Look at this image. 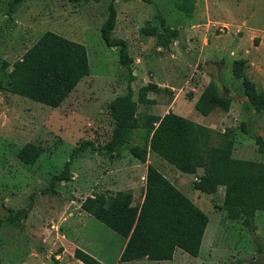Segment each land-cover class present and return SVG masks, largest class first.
I'll list each match as a JSON object with an SVG mask.
<instances>
[{
	"label": "rangeland",
	"instance_id": "obj_1",
	"mask_svg": "<svg viewBox=\"0 0 264 264\" xmlns=\"http://www.w3.org/2000/svg\"><path fill=\"white\" fill-rule=\"evenodd\" d=\"M195 1L130 0L121 2L127 6L124 8L119 3L114 5L118 14L111 38H118L119 30L130 19L126 42L134 75L130 82L132 98L136 100L137 88L147 81L171 87V93L148 92L154 102L138 103L136 111L161 116L175 105L174 113L213 129L211 144L229 139L232 157L264 162V153L251 136L264 140V109H246L239 79L229 74L231 62L244 55L242 69L248 79L251 81L248 74L253 69L262 70L264 76V62H251L246 52L252 48L264 52V0H222L228 8H236L237 21L225 9L218 17L213 13L203 19L192 17ZM215 3L213 0L212 6ZM106 4L107 0H0V264H78L70 257L77 245L95 255H113L123 238L80 210L79 202L95 192L113 194L129 189L132 203L139 204L147 163L208 218L199 256L189 258L177 250L169 264H264V211L254 213V228L246 227L240 217L230 219L220 207L222 186L213 193L193 187L202 168L193 174L183 173L152 152L144 162L138 161L128 148L144 145L148 136L145 130L134 129L129 141L111 154L99 149L109 140L112 129L107 104L124 92L128 75L119 64L117 47L105 46L100 38ZM201 26L208 29L200 31ZM245 26L252 29L248 35ZM164 27H174L177 33L170 37ZM45 30L83 44L88 63V74L56 107L14 94L8 88L10 64ZM203 71L231 97L227 111L214 108L203 116L194 110L189 96L204 86ZM255 89L264 93V79ZM84 140L91 141L93 147L87 145L74 157L69 179L56 182L54 194H42L40 190L47 187L50 176L61 171L72 147ZM25 143L34 147L29 162L16 157ZM29 204L24 218L14 222L5 219L9 210Z\"/></svg>",
	"mask_w": 264,
	"mask_h": 264
},
{
	"label": "trees",
	"instance_id": "obj_2",
	"mask_svg": "<svg viewBox=\"0 0 264 264\" xmlns=\"http://www.w3.org/2000/svg\"><path fill=\"white\" fill-rule=\"evenodd\" d=\"M18 0H15L17 2ZM72 3L98 2L100 0H68ZM114 0H107L106 16L99 27L102 42L107 47H117L118 61L127 70V81L123 93L114 96L107 104L112 120L109 140L99 146L105 154L120 150L130 139L134 129L148 133L143 146L133 144L128 150L138 161L144 162L150 151L183 173L193 174L202 168V174L192 184L204 193H213L222 186L220 207L228 218H241L244 226L254 228L253 217L257 210L264 211V162L234 158L231 156L229 139L211 144L213 129L192 121L170 110L161 116L136 111L137 104H151L148 92L171 93L167 87H158L147 81L132 98L130 82L131 58L127 42L120 37L111 38L116 10ZM168 36L176 29L164 27ZM245 60L234 59L230 65L233 78L239 79L241 93L246 97V109L260 112L264 109V93L256 91L253 83L243 71ZM6 66V65H5ZM8 72L9 90L17 95L50 107L58 106L77 82L88 74L86 50L83 44L67 39L55 32L45 30L10 64ZM189 98H191L189 96ZM231 97L220 91L215 79L202 88L193 102V108L205 116L214 108L227 111ZM241 129L245 131L242 123ZM257 148L264 153V140L251 135ZM87 145L84 140L72 147L68 159L59 173L50 176L42 194H54V185L69 179V166L74 157ZM34 147L25 143L16 152V157L29 162L35 154ZM27 208L9 210L5 219L14 222L26 216ZM79 208L97 221L125 238L118 261L170 260L175 249L197 256L202 235L207 223L206 214L156 167L147 163L144 175L142 199L132 203L129 189L117 190L113 194L92 193L79 202ZM74 259L82 264H103L80 248L72 250Z\"/></svg>",
	"mask_w": 264,
	"mask_h": 264
},
{
	"label": "crops",
	"instance_id": "obj_3",
	"mask_svg": "<svg viewBox=\"0 0 264 264\" xmlns=\"http://www.w3.org/2000/svg\"><path fill=\"white\" fill-rule=\"evenodd\" d=\"M123 1H125V2H128V1H130V0H114V5L116 6V4L117 3H119L120 5H121V2H123ZM211 2H213V0H196L195 1V7L193 8V10H192V12H191V14H193V16L192 17H195L196 15H199L200 16V18L201 19H203L205 16H208L210 13H213V15H215V17H218V15H219V13L218 12H220V11H222V9H225V11H227V13L230 15V18H232L234 21H237V10H236V8L235 9H231V8H228L227 6H226V3L225 2H223L222 0H214V2H216L215 3V5L214 6H212L213 4H211ZM126 4V3H125ZM128 4V3H127ZM211 4V5H210ZM123 8L124 7H127V6H125V5H121ZM234 11H235V13H234ZM117 11H116V17H117ZM124 17L127 19H129L130 17L127 15V14H125L124 15ZM194 19V18H193ZM198 19V18H197ZM127 21V20H126ZM195 21V20H194ZM130 19H129V21H127V22H125L124 24H123V27H121L122 29L121 30H119V32H118V37H120V38H122V39H127V37H126V33H127V29L128 28H130ZM114 25H116V22H115V24ZM196 25L197 26H200L201 24H199V22H196ZM235 25H237V24H235ZM206 28L208 29V27H204V26H201L200 27V31H204V30H206ZM250 32H252V29L251 28H249V27H247V26H245V33L248 35V33H250ZM264 33V32H263ZM206 40V43H207V40H208V36H207V38L205 39ZM247 52V58H249V60H251V62H252V60L254 61V63H257V64H262L263 62H264V52H261L260 50L258 51L257 49H251L250 51H246ZM239 58H242V59H244L245 57H244V55H240L239 56ZM212 61H215V59H213ZM216 62H219L217 59H216ZM246 63H248V62H246ZM229 74H230V72H229ZM250 77L249 78H251V82L255 85V88H258L259 87V83H261L262 84V82H263V79H264V76L262 75V70L260 71V72H255L254 71V69H253V71L251 72V73H249L248 74ZM214 79L213 77H210V76H208L204 71H203V75H202V81H203V84H204V86L210 81V79ZM216 81V80H215ZM216 83H217V85H218V87H219V82L218 81H216ZM156 84V83H155ZM157 85V84H156ZM160 85L158 84V87H159ZM203 86V87H204ZM202 87V88H203ZM160 88H162L161 86H160ZM168 89L169 88H171V87H167ZM202 88L199 90V91H197L196 93H193V95L191 96V98H189L190 100H191V104L193 105V102L196 100V98L198 97V95H199V93H200V91L202 90ZM170 90V89H169ZM263 91V90H262ZM264 92V91H263ZM229 96V95H228ZM150 98V97H149ZM176 98L174 97L173 98V101L175 100ZM171 104H172V102H171ZM173 108L174 109H172V110H170V111H172V112H175V105L173 106ZM177 113V112H176ZM182 114V113H181ZM205 116H207V115H205ZM150 152V151H149ZM148 152V153H149ZM165 176V175H164ZM166 177V176H165ZM167 178V177H166ZM168 179V178H167ZM142 180H143V184H144V177L142 176ZM169 180V179H168ZM170 181V180H169ZM171 182V181H170ZM142 184V185H143ZM123 190V189H122ZM81 210V209H80ZM108 228V227H107ZM113 231V230H112ZM114 232V231H113ZM124 242H125V238H123L122 239V241H121V244H120V246H119V249L112 255V253L110 254V256H108V255H105V256H99V255H95V254H93L92 252H89L87 249H85L83 246H81V245H77L76 246V248H80V249H82V250H84V251H86L87 253H89L90 255H92L93 257H95L96 259H98L100 262H102L103 264H108V262L109 261H114V263L115 264H117V262H118V264H140L141 263V261H145V262H149V261H151V260H145V259H143V260H129V261H121V262H119L118 261V256H119V254H120V251H121V249H122V247H123V245H124ZM75 248V247H74ZM73 248V249H74ZM177 250H179V249H175L174 250V252H173V254H172V258L170 259V260H159V261H151V263H149V264H160V262H162V263H166V264H169V262H172V260L174 259V256L176 255V252H177ZM185 254H187V253H185ZM185 256L186 255H183L182 253H179V257L181 258V259H183V258H185ZM190 256V255H189ZM199 256V251H198V254H197V256H191V257H189V258H196V257H198ZM70 257L72 258V261L75 263V262H77L78 264H82L80 261H78V260H76V259H74L73 258V256H72V253H70ZM185 260V259H184ZM68 263H70V262H68ZM65 264H66V262H65ZM173 264H182L181 262H173Z\"/></svg>",
	"mask_w": 264,
	"mask_h": 264
}]
</instances>
